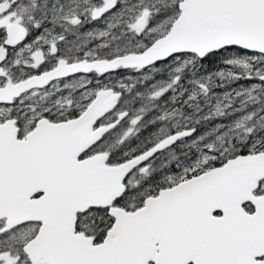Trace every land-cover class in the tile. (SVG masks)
<instances>
[{
	"label": "snow or ice",
	"instance_id": "snow-or-ice-1",
	"mask_svg": "<svg viewBox=\"0 0 264 264\" xmlns=\"http://www.w3.org/2000/svg\"><path fill=\"white\" fill-rule=\"evenodd\" d=\"M0 264H264V0H0Z\"/></svg>",
	"mask_w": 264,
	"mask_h": 264
}]
</instances>
